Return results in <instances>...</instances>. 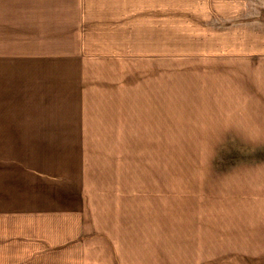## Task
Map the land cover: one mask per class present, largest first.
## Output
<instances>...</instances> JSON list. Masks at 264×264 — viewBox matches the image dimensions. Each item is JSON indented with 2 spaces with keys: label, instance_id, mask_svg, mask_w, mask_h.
Here are the masks:
<instances>
[{
  "label": "rangeland",
  "instance_id": "1",
  "mask_svg": "<svg viewBox=\"0 0 264 264\" xmlns=\"http://www.w3.org/2000/svg\"><path fill=\"white\" fill-rule=\"evenodd\" d=\"M101 1L85 62L54 68L76 79L60 91L0 79V118L62 114L82 124L81 141L11 144L10 157L37 154L87 193L138 195L141 213L172 218L174 237L198 215L254 250L255 231L264 237V0Z\"/></svg>",
  "mask_w": 264,
  "mask_h": 264
},
{
  "label": "crops",
  "instance_id": "2",
  "mask_svg": "<svg viewBox=\"0 0 264 264\" xmlns=\"http://www.w3.org/2000/svg\"><path fill=\"white\" fill-rule=\"evenodd\" d=\"M101 5V0H0V64L22 68L0 71V79L60 91L77 76L54 68L69 73L64 64L85 62ZM33 65L42 69L32 70ZM60 116L0 118V264H264V237L257 231L260 239L250 251L233 246L230 237L222 240L220 225L187 214L174 237L172 218L141 213L138 195L124 199L123 193H107L123 189L100 185L87 193L69 172L41 167L37 154L34 161L10 157L18 155L11 144L81 141L82 124Z\"/></svg>",
  "mask_w": 264,
  "mask_h": 264
}]
</instances>
